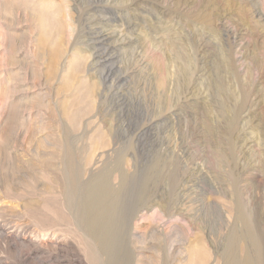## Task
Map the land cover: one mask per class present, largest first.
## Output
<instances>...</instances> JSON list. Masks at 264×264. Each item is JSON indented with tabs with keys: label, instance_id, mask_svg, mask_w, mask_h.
I'll list each match as a JSON object with an SVG mask.
<instances>
[{
	"label": "rangeland",
	"instance_id": "rangeland-1",
	"mask_svg": "<svg viewBox=\"0 0 264 264\" xmlns=\"http://www.w3.org/2000/svg\"><path fill=\"white\" fill-rule=\"evenodd\" d=\"M139 151L129 264H264V0H0V264H110L80 193Z\"/></svg>",
	"mask_w": 264,
	"mask_h": 264
},
{
	"label": "bare ground",
	"instance_id": "bare-ground-1",
	"mask_svg": "<svg viewBox=\"0 0 264 264\" xmlns=\"http://www.w3.org/2000/svg\"><path fill=\"white\" fill-rule=\"evenodd\" d=\"M152 66V86L159 100L165 91L166 75L157 66ZM182 73L184 70L181 69L179 75ZM150 161L151 159L143 163L137 161L133 171L127 175L121 174L113 186L108 180V171L104 167L99 168L86 179V186L80 193L84 224L93 238L99 241L110 264H129L131 261V253L127 250L129 219L133 216L136 205L142 201L139 196L149 183L147 167ZM206 250L198 245L193 264H202L207 256Z\"/></svg>",
	"mask_w": 264,
	"mask_h": 264
},
{
	"label": "water",
	"instance_id": "water-1",
	"mask_svg": "<svg viewBox=\"0 0 264 264\" xmlns=\"http://www.w3.org/2000/svg\"><path fill=\"white\" fill-rule=\"evenodd\" d=\"M140 116L141 115H140V113L138 112L137 109L135 110V112H132V111L128 112V117L131 119V121H130V128L131 129L134 130V129L137 128L138 119L140 118ZM121 136L122 135L117 134L116 138L117 139H121L122 138ZM139 154H140V156L138 155V161L141 162V163L146 162L148 159H150L148 152L141 151V153H140V151H139Z\"/></svg>",
	"mask_w": 264,
	"mask_h": 264
}]
</instances>
